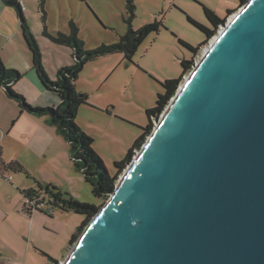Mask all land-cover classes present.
<instances>
[{
  "label": "water",
  "instance_id": "water-1",
  "mask_svg": "<svg viewBox=\"0 0 264 264\" xmlns=\"http://www.w3.org/2000/svg\"><path fill=\"white\" fill-rule=\"evenodd\" d=\"M219 27L63 264H264V0Z\"/></svg>",
  "mask_w": 264,
  "mask_h": 264
},
{
  "label": "rangeland",
  "instance_id": "rangeland-1",
  "mask_svg": "<svg viewBox=\"0 0 264 264\" xmlns=\"http://www.w3.org/2000/svg\"><path fill=\"white\" fill-rule=\"evenodd\" d=\"M21 1L25 8L23 18L41 53L45 74L51 81H55L57 69L70 66L73 60L71 50L53 44L43 35L44 29L50 35L68 34V23L73 21L78 27V39L85 51L100 45L114 44L127 30L125 0ZM239 2L240 0H134V18L131 20L133 30L155 20L161 21L163 28L157 35L144 40L131 63L124 60L121 53H112L85 64L75 82V88L77 92L87 95L88 103L79 108L74 123L93 140L92 149L110 176L115 173L113 163L125 157L140 135V128L147 125L145 111L154 106L157 94L162 93L160 83L178 79L182 71L180 62L191 59V53L178 40L198 47L205 39L204 34L187 21V17L211 28L203 7L227 23L242 7L238 6ZM227 11L234 12L226 16ZM16 15L15 9L11 8L8 17H2L5 36L13 35L16 22L17 27L19 26ZM220 29L219 27L215 36L199 48L192 58L191 70L218 36ZM16 42L22 46L28 59V52L20 38L14 39L10 46ZM0 43L2 44L1 41ZM8 55L6 54V62L10 60ZM1 64L6 69L23 74L22 70L10 67L15 66L14 63ZM190 72L182 77L178 87ZM42 104L41 107L34 103L29 105L34 108H56V104L52 102ZM44 125L48 135L33 139L37 140V151L28 155L21 154L19 157L24 173L7 170L0 175V264H63L75 246L69 247V241L81 225L82 216L62 212L50 206L46 198L41 211L27 213L26 209L32 203L24 199L21 191L38 190L36 182L42 186H55L74 200L99 206L100 210L109 199L100 200L91 194L90 186L73 168L68 144L54 126L47 123ZM15 154L17 153L11 150L5 162H17L16 157H13Z\"/></svg>",
  "mask_w": 264,
  "mask_h": 264
},
{
  "label": "trees",
  "instance_id": "trees-1",
  "mask_svg": "<svg viewBox=\"0 0 264 264\" xmlns=\"http://www.w3.org/2000/svg\"><path fill=\"white\" fill-rule=\"evenodd\" d=\"M1 1L6 6L13 7L16 10L20 22L21 35L31 55V68L35 72L43 89L54 94L58 98L59 104L56 108H34L30 106L24 97L15 93L11 88L21 79V74L12 69H6L1 62L0 85L4 88L7 97L16 102L20 113H26L38 118H45L47 124L55 127L56 132L69 146L70 161L74 170L79 173L83 180L90 186L91 194L100 200L107 199L113 192L118 178L133 161L135 153L141 150L145 144L146 138L151 135L153 130L152 119L163 113L171 99L177 93L182 77L191 71L192 58L196 56L201 46L215 36L220 24L224 22V20L220 19L214 12L205 7H203V11L211 28H205L187 17V21L200 30L204 34L205 39L198 47H192L186 42L178 40V43L191 53V59L182 60L180 62L182 71L178 79L165 80L160 83L162 93L157 94L154 106L145 111V115L148 119L147 125L144 128H140V135L133 142L125 157L113 163L115 173L113 176H110L104 164L92 149L93 140L86 136L74 123L79 108L88 103L87 95L77 92L75 82L85 64L95 60L99 56L121 53L123 59L131 63L134 54L144 40L151 35H157L160 29L163 28L162 22L155 20L137 30H133L131 28V20L134 18V0H125V9L127 13V30L125 34L120 36L119 40L114 44L100 45L88 51L83 50L82 42L78 39V27L73 21H69L68 23V34L56 33L55 35H50L44 29L43 35L53 44L65 46L71 50V57L73 60L70 66L57 69L55 73L56 79L55 81H51L45 74L41 53L23 18L22 12L19 10L17 2L12 3L10 0ZM246 3L247 0H240L238 6H243ZM233 12L234 11H227L226 16H229ZM106 113H109V111H106ZM7 170L24 173L23 168L16 162L4 164L0 161V175L2 176V171ZM36 185L39 188L38 190L28 189L21 191L24 199L28 203H32V206L26 209L28 214L33 210L41 211L46 198L50 206L62 212H72L83 217L81 225L70 238L69 247L73 246L86 226L99 212V206L78 202L55 186H42L38 182H36ZM52 262L57 263L55 261Z\"/></svg>",
  "mask_w": 264,
  "mask_h": 264
},
{
  "label": "crops",
  "instance_id": "crops-1",
  "mask_svg": "<svg viewBox=\"0 0 264 264\" xmlns=\"http://www.w3.org/2000/svg\"><path fill=\"white\" fill-rule=\"evenodd\" d=\"M12 3H16L17 0H10ZM23 9L24 5L21 0H18ZM13 7H8L0 0V62L5 63H14L13 67L17 70H22L23 74L21 75V79L15 83L11 88L12 90L24 97V99L30 105L36 104V106H42L44 102H52V104H59L58 98L43 89L41 86L35 72L31 68V55L25 46L23 41L21 30H20V22L18 19V15H16L18 19L19 26L17 27V22L15 24L16 28L13 29L12 36H5L6 30L3 29V16H7L9 9L11 10ZM16 11V10H15ZM24 10L22 12V15ZM8 17V16H7ZM24 17V16H23ZM25 20V19H24ZM5 33V34H3ZM20 38L24 48L28 53V59L22 50V46L18 45L19 43H15V45H11V42ZM6 54H9L8 57L10 60L6 62ZM18 65V66H16ZM46 123L45 118H38L31 116L26 113H20L19 108L12 99L8 98L4 88L0 85V161L1 163L7 164L5 161L10 156V151L13 150L15 154L13 157H16V163L22 166V163L19 160L21 154L28 155L37 151L36 149V141L33 140L34 137L44 138L48 135L47 127L44 125ZM49 125V124H48Z\"/></svg>",
  "mask_w": 264,
  "mask_h": 264
},
{
  "label": "built area",
  "instance_id": "built-area-1",
  "mask_svg": "<svg viewBox=\"0 0 264 264\" xmlns=\"http://www.w3.org/2000/svg\"><path fill=\"white\" fill-rule=\"evenodd\" d=\"M17 4H18V7H19V10L21 11V12H23V7H22V4L17 0ZM153 125H155L154 124V122H153ZM136 154V153H135ZM8 181H10V179H8Z\"/></svg>",
  "mask_w": 264,
  "mask_h": 264
},
{
  "label": "flooded vegetation",
  "instance_id": "flooded-vegetation-1",
  "mask_svg": "<svg viewBox=\"0 0 264 264\" xmlns=\"http://www.w3.org/2000/svg\"><path fill=\"white\" fill-rule=\"evenodd\" d=\"M204 27V26H203ZM205 28H207V27H205Z\"/></svg>",
  "mask_w": 264,
  "mask_h": 264
}]
</instances>
